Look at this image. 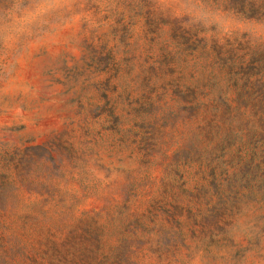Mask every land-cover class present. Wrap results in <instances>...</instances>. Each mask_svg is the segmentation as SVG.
I'll list each match as a JSON object with an SVG mask.
<instances>
[{"label": "rangeland", "instance_id": "obj_1", "mask_svg": "<svg viewBox=\"0 0 264 264\" xmlns=\"http://www.w3.org/2000/svg\"><path fill=\"white\" fill-rule=\"evenodd\" d=\"M0 264H264V0H0Z\"/></svg>", "mask_w": 264, "mask_h": 264}]
</instances>
